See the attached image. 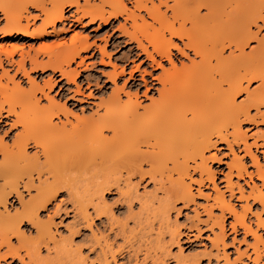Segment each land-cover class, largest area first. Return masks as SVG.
<instances>
[{"label": "bare ground", "instance_id": "bare-ground-1", "mask_svg": "<svg viewBox=\"0 0 264 264\" xmlns=\"http://www.w3.org/2000/svg\"><path fill=\"white\" fill-rule=\"evenodd\" d=\"M171 2L173 7L170 16L168 10L161 6L168 3V0H131L133 9L128 7L126 0H99L98 3H92L91 0H84L82 3L81 0H0V13L6 20L5 25L0 28L2 35L17 33L31 38L43 37L50 34V28L51 31H56L58 22L63 23L64 26L65 23L68 24L71 21L81 23L83 19H88L91 23L101 25L108 24L112 19H118L121 16L127 21L131 20L129 21L131 28L126 27V24H121L118 29L122 35L128 36L126 41L136 43L137 49L134 51V48H131L128 51L131 55L126 60L133 61L131 56L143 55L150 62L149 65L153 66V58L158 56L156 49L159 48L164 29L171 27L173 17H182L191 19L193 27L177 30L187 33L190 36L188 43L192 44L204 57L200 61L182 60L181 66H178L167 78V83L157 81L161 87L156 88V97L151 95L155 103H145L144 111L137 108L138 104H143L139 97L142 84L134 82L129 90H125L124 85L117 86L116 80L126 71V67L121 66L118 70L117 64H112L113 70L106 74L107 78L116 85L111 90L112 93L106 98H101L99 103H96L97 108L92 109L90 114L83 112L82 115L76 114V117L71 119L72 108H69L66 103L56 102L55 97L50 96L44 89L45 85L49 88L53 85L51 78L45 81V85L40 86L36 78L30 75V70L51 68L59 71L68 80L75 81L78 70L68 69L67 66L77 58L83 62L82 52L91 47L87 36L75 33L70 43L66 41L53 44L44 43L38 49L33 48L34 53L30 50L25 53L23 51L21 58L17 61L14 60L13 50L3 49L6 62L15 68L14 74L21 72L27 78L29 86L23 88L22 83L16 81L14 75H9L8 68L5 69L3 66L0 54V68L2 69L0 77L7 75L10 80V83L9 80L3 83L0 78V127H2L3 118L10 117V113L13 114L11 123L15 122L17 117L14 113L17 104L22 105L19 119L27 124L25 135L15 145L11 141H0V237L5 236L10 230H16L17 220L27 215L34 224L40 227L36 238L39 243L47 244L53 240L56 244L62 245L53 235V219L42 221L36 211L37 206L44 204L48 196L56 189L73 192L75 180L73 172L78 173L82 172L79 171L82 168H88V170L90 168V170H95V174L102 172L105 176V180L103 181L104 176L102 175L99 186L97 184L98 189H96L100 194H98V202L92 205L95 216L100 215L103 210L100 212L102 207L99 203L105 205L103 192L119 184L118 181L123 174L122 169H125L128 177H131L130 174L133 175L132 172L134 174L140 172V175L146 172L152 178L158 174L161 180L167 179L169 185L164 191L166 197L159 200L157 207V214L161 218H166L167 222L171 208H175L176 200L188 203L193 201L195 195L191 182L198 184L197 191L202 194L200 185L206 179L211 181L216 195L213 197L214 202L205 209L208 213L207 221L211 222L208 228L213 232V238H210L212 247L216 248V252L222 247L223 264H237L236 261H241L242 256L247 254V249L241 251L237 248L238 256L231 261L229 254L225 251L227 244L224 222L225 211H228L233 216V221L230 222L232 230L237 231L240 227L245 235L251 234L254 237V241L248 244L253 254H247L249 259L252 257L251 260L256 264H264L262 260L264 239L261 234H258V228H264V217L261 214V211L264 213V189L254 183L250 185L248 193L245 194L243 187L232 180V176L243 177L247 173L245 162L234 151V144L239 147L242 143L243 150L251 158L252 164L256 166L264 187V179H262L264 164H261L258 156L252 151V145H264V134L248 143L246 132L242 129V122L246 120L255 122L256 118L261 116L264 121V111L259 106L261 99H264V92L259 87L254 88L249 94L250 99L245 98L247 103L237 106L217 86V81L211 79L210 66L207 64L209 54L219 58L224 41H231L237 32L243 30L248 19L259 14L261 0H171ZM188 3L208 5L206 14L200 16L195 7L185 6ZM68 7H74L69 14H67ZM30 8L37 10L38 13L32 14L29 11ZM142 11H145L147 17L141 13ZM38 19L41 22L36 24ZM99 50L102 56L108 54L105 45L100 46ZM40 51L48 55L47 61L39 60L38 52ZM262 55H264V50L258 44L254 52L242 50L239 56L233 54L231 63L237 68H243L242 75L260 77L264 74L261 64ZM26 58L29 62V69L26 67ZM101 61L105 62L103 57ZM159 62L157 59L156 63ZM139 68L135 65L129 71V75L133 77L134 70ZM141 77H144V74H141ZM144 80L146 81L145 77ZM121 90H123L122 93ZM37 92L50 98V103L48 105L37 104L36 101L40 100ZM248 104L255 105L251 107L255 110L253 115L250 113L251 108ZM102 108L103 111H101ZM53 109H67L68 111L65 112L64 119L60 118L59 121L50 122ZM187 111H191V119L185 118L184 113ZM106 128L112 129V134H107ZM28 137H32L42 146L41 153L44 159H37L35 151L30 154L23 148L24 144L29 143ZM260 137L262 142H260ZM210 143L216 144V147L217 144L225 143L234 153L228 164L229 171L226 174L225 188L230 191V195L235 196L234 187L238 186L237 199H245L246 202L242 205L241 211H237L235 205L229 199L227 200L224 192L216 186L215 172L207 161L209 159L221 161V158L217 154L215 157L213 154H207L210 150ZM32 145L35 147L34 144ZM29 147H31L30 144ZM206 149L209 150L206 151ZM262 152L264 153V150ZM144 164H148L149 169L144 170ZM192 169L199 172V179H193L190 173ZM79 175L82 176L81 173ZM25 176L26 181L23 179ZM187 178L191 181L188 182ZM21 184L27 185L23 188L27 192H31L33 188L37 189L31 199L24 200L23 198L22 204ZM9 193L16 194L19 200L20 206L13 207L14 211L7 207ZM250 198L261 205V211L255 212V228L252 223L246 221V212L252 211L249 204ZM82 201L78 200L79 207L77 208L82 218L87 221V225H92V213L89 212L88 205ZM215 206L220 209L219 215L213 213ZM17 209L21 210L17 211ZM106 210L112 213L111 210ZM215 226L218 227V232L214 231ZM177 228L171 231L172 239L179 236ZM197 231L200 233L201 228ZM245 237L243 240L246 239ZM232 240L236 238L233 237ZM68 241L70 242L71 238ZM101 244L102 257L99 264H115L114 252L110 251L111 244L107 240L102 241ZM40 250L39 244L34 241L30 248L32 258H39ZM40 260L44 261L41 258ZM199 263V257L188 261V264Z\"/></svg>", "mask_w": 264, "mask_h": 264}, {"label": "rangeland", "instance_id": "rangeland-1", "mask_svg": "<svg viewBox=\"0 0 264 264\" xmlns=\"http://www.w3.org/2000/svg\"><path fill=\"white\" fill-rule=\"evenodd\" d=\"M82 2H84V0H81V3ZM91 2L98 3L99 0H91ZM126 2L128 7L133 9L131 0H126ZM67 9V14H69L74 10V7H68ZM29 11L32 14L38 13L37 10L33 8H30ZM141 13L143 15L146 14L145 11H142ZM5 21L4 16L0 13V28L5 25ZM129 21L131 20L129 19L127 21L120 16L118 19H112L108 24L101 25H99V23H91L88 19H83L81 23L71 21L68 24L65 23L64 26L63 23L58 22L56 31H51L50 28V34L43 37L31 38L17 33L12 35L0 34V54L3 59V66L5 69L8 68L10 76L14 75L15 80L22 83L23 88H27L29 86L27 78L21 72L14 74L15 68L6 62V54L2 51L3 49L7 48L13 50L14 60L17 61L21 58L20 56L23 51V53H25V51L30 50L31 53H34V49H38L39 46L44 43L53 44L63 41L70 43V39L75 33L87 36V40L91 44V47L89 50L82 52L84 59L83 62H80L81 59L77 58L76 61L67 66L68 69L78 70L79 73L76 76L75 81L68 80L67 77L62 76L59 71H54L51 68L46 70H30V75L36 78V81L40 86L45 85V81L51 78L53 85L50 88L47 87L48 85H45L44 89L50 96L55 97L56 102L59 101L58 103H66L67 106L72 108L73 112H77L76 114L78 115H82L83 112L85 114H90V112L93 111L92 109L97 108L98 101H100L101 98L109 96L112 93L111 90L116 86L106 75L113 70L112 64H117L118 70L121 66L126 67V71L116 80L117 86L124 85L125 90H129L130 85L134 82H140L142 84V90L143 83L141 81V74H144L146 81L149 79L143 71L145 68L154 72L155 75H160V72L156 71L153 66L149 65L150 62L143 55L140 57L131 56L133 61L126 60L131 55V53L128 54V51L131 48H134V51L137 50L135 47L136 43L126 41L128 40V36L122 35L118 27L121 24H126V27L131 28V22ZM40 22V19H38L36 24H39ZM104 45L108 54H103L104 56H102V52L99 48ZM47 56L48 55L43 51H40V53L38 52L39 60L47 61ZM102 57L105 62L101 61ZM27 61L26 58V62ZM135 65H140V68L138 70H136V68L133 72L134 76L131 77L129 71H131ZM26 67L29 69V62H27ZM1 72L2 69L0 68V73ZM0 78H2L1 81L3 83L9 80L7 75ZM124 81H128V83L125 84ZM8 82L10 83V80ZM160 85V83L156 82L155 91H151L150 93L152 96H157L156 88ZM141 90L139 97L140 100L143 101V104H145L147 103V98L142 97ZM89 92L92 93L91 97L87 96V93ZM123 94L122 96H124ZM37 95L40 96V100L46 98L40 92H37ZM93 105L96 107H93ZM262 111H264V108H262ZM250 113L252 115L255 113L254 108L250 109ZM70 118L73 119V116L70 115ZM11 119H13V116H11V118L7 116L4 117L1 122L2 127L5 124H11ZM61 119H64V116ZM57 121H59V119ZM242 129L246 132L248 143H251L256 137L264 134V121H262L261 116L257 117L255 122H249L246 120L242 122ZM106 133L108 134V132ZM262 141L263 140L260 137V142ZM241 144L239 145L240 148L238 145L234 144V151L245 162L247 173H245L243 177L232 176L233 182L235 184L239 183L243 187L245 194L248 193L250 185L254 183L264 189L262 180L256 171V166L252 164L249 155L245 154L243 145ZM30 146L28 152L31 154L34 153L35 147H32V144H30ZM263 150L264 145H252V151L258 156L262 165L264 164ZM213 151L219 158H221V161H212L211 159L207 161L209 166L215 172L216 186L224 192L226 199H229L235 205L236 210L241 211L242 205L246 202L245 199H237V195L239 196L238 186L235 185L234 187L235 196L230 195V191L225 188L227 180L226 174L229 171L228 164L231 162L234 153L225 143L217 144V147L214 150L210 149L207 154L211 155L213 154ZM143 167L144 170H147V168L149 169L148 164H144ZM91 170L90 168L89 170L88 168H82L79 170L82 172H73L72 175L75 177L73 192L65 190L67 191V194H70L71 198V203L65 208V212L69 209L72 210L71 216L61 215V219L65 220L67 226L65 227L64 225H61L57 227L59 221L56 217L52 218V231H54L53 233H56L55 238L57 242L62 243V245L60 243V245H58V243L56 244V241L50 240L47 244H49L52 249L51 253L45 256L41 254L42 250H40V257L32 258L33 264L42 261L40 258L43 259L46 264H83L84 260H87L88 264H92V261H95V264H99L102 257L101 243L105 240L111 244L110 247L112 248L110 251L114 252L112 253L115 255V264H146V258L147 260L154 262V264H166V262L167 264H188V261L194 257L200 258L199 264H223L224 259L222 257V247H220V251L216 252V248L211 245L212 240H210V238H213V232L208 228V225L211 222L207 221L208 213L205 209V207L214 202L213 197L216 195L215 187L211 181L206 179L204 183L200 185L202 194H199L197 191L198 184L196 182H191L195 195L193 201L188 203L183 200H176L174 203L175 208H171L168 215L169 221L167 222L166 218H161V216L157 214L159 200L166 197L164 191L169 185L167 179L164 178L161 180L160 176L156 174V177L154 176V178L149 175V179L141 181L138 178L141 174L140 172H138V174L135 173V175L129 173L131 177H128L125 174L126 170L122 169L123 174L118 181L119 186L115 185L116 187H113L116 189V193L113 195L108 192H103L106 207L103 203L102 205L99 203L102 207L101 211H99L102 212L103 210V212L100 213V215L98 214L95 216L96 213L94 212L92 205L93 203L96 202L95 204H97L98 202L99 192H97V187L102 180L101 176L103 173L99 172L98 174H95V170ZM190 171L193 179H199L198 171L195 172L193 169ZM80 173L82 176L79 175ZM132 173L134 174V172ZM126 177L130 179H127ZM189 179L190 178H187L188 182L191 181ZM104 180L105 176L103 177V181ZM140 184H147L148 186L134 187V185ZM20 190H22L24 200L29 199L25 193L31 192H27L23 190V188ZM121 193L123 195H121ZM15 195L16 194L14 193L9 195L7 201V207L10 210L12 209V211H14L13 207L17 206L18 208L20 206L19 200ZM110 196L111 198L109 199ZM118 196L120 197L121 202L113 204L112 201L116 200ZM78 200H83L82 202L88 205V210L92 213V227H89V225H87L88 223H86L87 221H85L80 215L79 209L77 208V206L79 207ZM249 201L252 211L248 210L246 212V221L247 223H252V226L255 228V212L261 211V205L258 202H254L252 198H250ZM106 209H109V211L111 210L112 213L106 212L108 211ZM213 213L219 215L220 209L215 206L213 208ZM261 214L264 217L262 211ZM249 220L251 222H249ZM231 221H233V216L231 213H228V211H225L224 224L227 244L225 246V251L229 254L231 261L238 256L237 248L241 251L247 249V254L253 255L252 248L249 247L248 244H251L254 241V237L251 234L245 235L240 227H238L237 231L232 230L230 225ZM161 222H164L165 224H162ZM176 228L179 230V236L172 239L171 231ZM198 228H201L200 233L197 231ZM214 228L215 232L219 231L217 226ZM258 234H261L264 239V228H258ZM233 237H235L236 240H232ZM243 237L246 239L243 240ZM70 238L71 241L69 242L68 240H70ZM61 239L62 241H66L62 242ZM99 241H101V243ZM81 245H88L90 250L85 252V249L81 247ZM93 251L95 253L94 255L92 254ZM0 254L3 255L2 252H0ZM247 254L243 255L241 261L237 260L236 263L256 264L251 260L252 257L249 259ZM262 260H264V257Z\"/></svg>", "mask_w": 264, "mask_h": 264}, {"label": "snow or ice", "instance_id": "snow-or-ice-1", "mask_svg": "<svg viewBox=\"0 0 264 264\" xmlns=\"http://www.w3.org/2000/svg\"><path fill=\"white\" fill-rule=\"evenodd\" d=\"M163 8L167 9L169 15L171 16V9L173 7L171 0H168V3L161 5ZM186 7H195L199 12L200 16H204L207 12L208 5L198 4L194 5L188 3ZM193 21L191 19H183L182 17H173L171 19V27L164 29V33L159 41V48L156 49L158 56L153 58V66L156 71L160 72V75H155L154 72H151L149 69L145 68L144 72L149 77L147 81L144 80V77H141L143 83L142 88V97L147 98V104L155 103V100L151 96V91H155L156 82L167 83V78L172 75L174 70L178 66H181L182 60H194L200 61L204 59L201 52L197 51L192 44L188 43L190 36L184 31L177 30L183 28H192ZM260 45L261 49L264 50V0H261L260 12L258 15L252 16L247 20L246 24L242 31L237 32L231 41L225 40L223 47L219 53V58L216 55L209 54L207 57V64L210 66L209 74L211 79L217 81V86L226 94L228 98L237 106H242L247 103L246 97L250 99L249 94L254 88L259 87L262 92H264V74L260 77L256 76H245L242 75L243 68H237V66L231 63L233 54L239 56L242 50L254 52L257 48V45ZM159 59V63H156V60ZM262 68H264V55L261 57ZM139 67V66H138ZM241 73L238 75L237 73ZM125 84L128 81H124ZM233 89H235L233 91ZM123 91V90H121ZM88 97L92 96V93H87ZM37 104L48 105L50 103V98H44L43 100H37ZM261 108H264V99H261L260 105ZM95 107V105H93ZM248 107H255L254 104H248ZM138 110L144 111L145 104H138ZM22 110V105L17 104L16 112L14 115L17 117L15 122L11 124H5L3 127H0V141L8 142L11 141L13 145L25 135L27 124L22 119H19L20 112ZM67 109L56 110L53 109L51 112L52 120L50 122H55L60 118H63ZM103 111V108L101 109ZM13 114L10 113L11 117ZM71 116L76 117L75 112L70 113ZM186 119L192 118L191 111L184 113ZM109 134H112V129H105ZM28 144H24L23 148L25 150L29 149V144L35 145V155L37 159H44V155L41 153V145L35 142L32 137H28ZM216 144H209V149L214 150ZM209 149H206L209 150ZM213 156L215 157V152L213 151ZM147 166V165H145ZM135 175V174H133ZM139 180L144 181L149 179L148 173L140 175ZM26 181L27 177H23ZM35 179V177L33 178ZM264 179V177H262ZM26 184H21L20 188L26 187ZM147 184L134 185V187H147ZM15 191V190H14ZM37 189H31V193H25L29 199L32 198V195L35 194ZM106 192L110 194H115L116 189L110 188L105 189ZM8 195H11L9 193ZM121 195H123L121 193ZM111 196L109 197V199ZM121 199L118 196L116 200H113L112 203H120ZM23 203V197H21V204ZM71 203L70 194H67L63 189H56L51 195L48 196L47 201L37 206V213L40 216L41 220H52L53 217H56L59 221L57 227L64 225L65 220L61 219V215L71 216L72 210L69 209L65 212V208L68 204ZM51 209V211H50ZM21 209H17L20 211ZM16 230H10L3 237H0V252L3 255H0V264H33L32 255L30 248L32 247L33 242L39 244V247L42 250V255H48L51 253L52 249L49 245L39 243L36 239L40 227L33 223L27 215L22 216L16 222ZM92 227V225H89ZM55 236L56 233H53ZM31 238V239H29ZM85 249V252L89 251L88 245H81ZM95 254L94 251L92 253ZM37 264H46L45 261H39ZM83 264H88L87 260H84ZM92 264H95V261H92ZM146 264H154V262L147 260ZM167 264V262H166Z\"/></svg>", "mask_w": 264, "mask_h": 264}]
</instances>
